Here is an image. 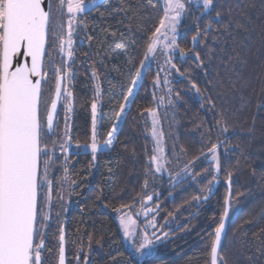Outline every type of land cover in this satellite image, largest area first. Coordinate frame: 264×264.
Wrapping results in <instances>:
<instances>
[{
  "label": "trees",
  "instance_id": "trees-1",
  "mask_svg": "<svg viewBox=\"0 0 264 264\" xmlns=\"http://www.w3.org/2000/svg\"><path fill=\"white\" fill-rule=\"evenodd\" d=\"M52 3L58 5L59 0ZM66 4L67 0L57 20L63 23L65 35L70 15ZM186 7L177 25L179 47L169 54L180 72L190 73L181 76L166 62L169 55L163 63L159 58L153 63L145 59L146 41L164 16L161 0H84V11L77 14L80 23L74 25L69 65L78 75L74 73V83L87 78L90 117L86 127L72 119L67 137L70 144L92 142L95 101L97 159L93 162L89 147L79 156L59 155L61 126L46 138L52 156L50 183L40 190L38 212L49 219L38 215L40 234L34 241L44 242V264H58L61 226L66 264H211V242L226 208L228 180L230 214L220 252L229 264H264V0H216L221 17L217 22L215 12L211 13L212 30L206 38L200 37L204 44L194 43L192 36L209 16L200 11L202 5ZM49 40L53 59L42 83L43 118L44 103L50 106L52 99L55 69L66 60ZM180 48L201 52L203 66L181 59ZM45 60L48 64V57ZM137 68L143 69L138 88L118 124L111 150L102 152L101 144ZM189 80L198 82L204 96L213 99V111L206 101L201 107ZM147 109L159 122L164 166L146 175L155 147L152 114ZM221 112L229 128L226 133L216 123ZM53 141H57L54 150ZM213 144L218 145V172L209 152ZM209 180L212 191L202 192ZM150 193L156 194L151 203L158 207L159 223L169 237L150 256L138 260L125 247L118 217L122 211H136ZM197 196L199 200L193 199Z\"/></svg>",
  "mask_w": 264,
  "mask_h": 264
},
{
  "label": "snow or ice",
  "instance_id": "snow-or-ice-1",
  "mask_svg": "<svg viewBox=\"0 0 264 264\" xmlns=\"http://www.w3.org/2000/svg\"><path fill=\"white\" fill-rule=\"evenodd\" d=\"M190 4L191 0H165L164 16L161 18L159 26L146 41L145 59L154 54L158 46L165 51L166 55L168 49L179 47L176 42L177 25L180 23L181 16L187 11L186 5ZM64 6L65 0H59L58 5H54L52 0H0V264H44L42 258L43 240L39 244L34 241L35 237L40 234L38 215L42 220L49 219L46 214L38 212L40 190L48 182L49 162L52 160L46 138L54 132L53 114L57 108V101L61 98L62 81L68 80L71 74L67 60H63L61 66L55 69V94L51 99L50 106L47 102L44 103L47 110V131H45L44 118L41 116L42 83L48 75L45 68L50 66L53 59V53L48 50L47 45H49V37H51L53 49L58 47V51L62 55L67 56L68 59L73 57L74 25L80 23L77 14L84 11V0H67L66 9L70 15L67 20L66 35L63 23H57V20L63 15L61 10ZM200 11L209 16V21L203 28L197 26V33L192 36V41L204 44V40H201L200 37L206 38L212 30L211 13L215 12L216 20L219 22L221 11L217 10L216 0H202ZM161 36L164 37L163 41ZM88 39L91 40L92 37L89 36ZM211 51L212 49L209 48V52ZM46 57H48V64H46ZM180 57L181 59H191L197 67L203 66L202 53L194 48L187 50L180 48ZM166 62L181 76L190 75L188 70L180 72L177 65L172 63L170 55ZM140 64L143 67L144 60H141ZM140 75L141 69L137 68L135 76L139 77ZM92 76L94 79L98 78L96 71H93ZM136 82V79H133V85ZM155 83H159L158 78ZM164 83H168L167 78ZM189 83L191 90H194L195 94L201 98V107L205 106L204 101H206L209 110L213 111L216 107L213 99L210 96H204L198 87V82L189 80ZM96 90L99 94V85ZM132 92L133 89L130 87L128 94L124 97L125 101L129 99ZM63 93L65 97L72 96L67 86L63 87ZM177 97L179 98V92H177ZM261 106L257 105L258 108ZM124 107V104L120 105V112L116 114L118 119ZM91 109L93 133L92 142L87 147L91 149L94 162L97 159L98 151L95 131L97 104L95 101L91 104ZM67 110H71L70 103L67 105ZM146 111L153 115L152 136L156 142L153 154L149 157V166L145 173L147 175L153 168L156 172L161 171L164 166V150L161 145L162 134L156 129L158 123L156 114L152 109ZM219 115L220 119L216 123L221 126V133H226L229 128L224 113L221 112ZM115 130V125H113V128L107 133L108 139L104 141L105 145L112 146ZM65 134L67 135V123ZM56 143L57 141H53V150ZM66 144L67 140L60 145L61 150L65 153L68 151ZM217 147V144H213L209 152L218 172L220 161ZM42 156L46 157L43 160V174L40 170ZM65 172L67 173V169ZM227 175L230 178L232 172H228ZM146 185L147 181H145ZM211 185L212 180H209L201 191L210 193ZM97 198L99 199V197ZM147 199L151 200L152 197L148 196ZM193 199L199 200L200 197L197 196ZM227 215L228 211L225 209L219 225L215 228L214 238L211 242V264H218V261L219 264H229L227 257L218 251L221 248L222 232L225 228L224 217ZM120 223L124 235L131 236L129 227L133 223L131 217L122 216ZM261 232H264V229H261ZM59 239L58 264H65L63 226L60 227ZM89 239L91 240V236ZM157 239L159 238L157 237ZM152 243L153 241L145 236L139 246L135 248V252L145 255L141 250L147 249ZM85 259L87 260V257Z\"/></svg>",
  "mask_w": 264,
  "mask_h": 264
},
{
  "label": "rangeland",
  "instance_id": "rangeland-1",
  "mask_svg": "<svg viewBox=\"0 0 264 264\" xmlns=\"http://www.w3.org/2000/svg\"><path fill=\"white\" fill-rule=\"evenodd\" d=\"M161 2L163 4V8H164L165 7V0H161ZM191 4L202 5V0H191ZM182 17H183V15L181 16L180 21H181ZM169 35H171V33H169ZM176 35H177V32H176ZM161 40L162 41L164 40L163 36H161ZM165 43H167V41H165ZM173 50L174 49H168L167 55H166L165 51L160 46H158L157 51L154 54H151L147 60L150 63H153V62H157L158 58H159V60H162L161 63H163L164 60L166 59V56H168L170 54V52ZM142 72H143V69H141V75H142ZM141 75L139 77H136V76L134 77V79H136L137 82L135 85H133V83L131 84V88L133 89V92L129 96V99L127 101L124 100V103H123L125 105L124 110H123V112H121L119 119L116 118L115 122L113 123V125H115V129H116L114 134H113V141L115 138V134L117 132L118 124L124 118V116L127 112V109L130 106L131 100L133 99V96L135 95V92L138 88ZM151 120H152V127H153V115L151 116ZM158 123L156 124V129L159 132ZM113 125H112L111 129L113 128ZM152 130H153V128H152ZM106 139H108V136L106 137ZM161 145H162V138H161ZM102 147L104 149L110 148L109 146L105 145L104 142L102 144ZM162 147H163V145H162ZM155 195L156 194H154V193H150L148 196H151L153 199V197ZM151 200H148L146 198L144 203L141 204V206L136 211H130L128 209L126 211H122V213H120V216L118 217V222H119V225H120V228L122 231L123 242L125 244V247L138 260H141L145 257L150 256L152 253L155 252L157 246L160 243H162L163 241L167 240V238L169 237V235L167 234V230L164 229V226L159 223L158 207L153 205L151 203ZM122 216L131 217V220L133 222L129 225L130 231L132 233L131 236H129V237H126L124 235V231H123V228H122L121 223H120V218ZM165 234H167V235H165ZM145 236H147L149 239H151L153 241V243L147 249L141 250V252H144L145 255H140L139 253L135 252V248L139 246V244L143 241V238ZM157 237L159 239H157Z\"/></svg>",
  "mask_w": 264,
  "mask_h": 264
},
{
  "label": "flooded vegetation",
  "instance_id": "flooded-vegetation-1",
  "mask_svg": "<svg viewBox=\"0 0 264 264\" xmlns=\"http://www.w3.org/2000/svg\"><path fill=\"white\" fill-rule=\"evenodd\" d=\"M65 59L68 62V68L70 69V77L68 80L66 81H62V91H61V98L59 99V103H58V111L55 117V121H54V128L55 127H59L61 126V128H63L62 130V137L59 138V145L57 147V153L59 155H63V154H74L76 156L82 155L84 153H87L89 151L86 143H69V138L67 137V135L65 134V125L67 123V132L69 131L68 129L71 128V124H72V119L76 120V121H80V124L82 127H86L88 125L89 122V108H90V101H89V91H88V84H87V78L84 76L83 78L81 77L79 80H77L76 83H74L73 81L75 80V76L74 73L77 75L76 71L71 70V67L69 65V59L66 56ZM83 64L85 63V60H82ZM60 67V66H57ZM76 69V68H75ZM85 71V69H83ZM55 76V75H54ZM78 77V75H77ZM82 79V80H81ZM55 84H56V80L54 78L53 80V87H52V98L54 97L55 94ZM67 86L69 91L72 93V96L70 98L65 97L64 93H63V87ZM73 86L75 88V92L73 91ZM79 87H81V93L80 90L78 92ZM79 93V94H78ZM71 105V110L68 111L67 110V105ZM46 116H47V112L44 116V123H45V127L46 126ZM117 118V116H116ZM115 118V120H116ZM115 122V121H114ZM117 123V122H116ZM115 123V124H116ZM55 130V129H54ZM67 140V144L65 145L68 149V151L65 153L61 150L60 145ZM114 142V141H113ZM103 144V143H102ZM101 144V151L102 152H109L113 146L109 148V149H104L102 147Z\"/></svg>",
  "mask_w": 264,
  "mask_h": 264
},
{
  "label": "water",
  "instance_id": "water-1",
  "mask_svg": "<svg viewBox=\"0 0 264 264\" xmlns=\"http://www.w3.org/2000/svg\"><path fill=\"white\" fill-rule=\"evenodd\" d=\"M35 79V78H33ZM58 103H59V100L57 101V108H56V111L54 112L53 114V117H54V121H55V117H56V114H57V111H58ZM230 197H231V187H230V180L227 181V196H226V208L227 211H228V215L226 217H224V224H225V228L222 232V241H223V238L225 236V232H226V229H227V225H228V220H229V214H230V205H229V201H230ZM65 234V232H64ZM222 241H221V244H222ZM44 243V242H43ZM64 250H65V239H64ZM218 251H220V249H218ZM64 256H65V264H66V251H64ZM59 259V257H58Z\"/></svg>",
  "mask_w": 264,
  "mask_h": 264
}]
</instances>
